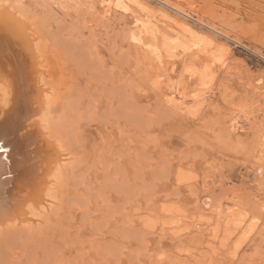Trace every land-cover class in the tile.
<instances>
[{"label":"rangeland","instance_id":"374dc122","mask_svg":"<svg viewBox=\"0 0 264 264\" xmlns=\"http://www.w3.org/2000/svg\"><path fill=\"white\" fill-rule=\"evenodd\" d=\"M64 1L0 0L42 52L58 104L47 139L71 163L52 210L0 235V264H264V0L184 1L193 30L175 44L213 60L164 50L160 34L178 59L162 75L137 60L134 18ZM139 2L142 21L174 13ZM178 94L187 108L167 103ZM220 205L236 216L210 221Z\"/></svg>","mask_w":264,"mask_h":264},{"label":"bare ground","instance_id":"6f19581e","mask_svg":"<svg viewBox=\"0 0 264 264\" xmlns=\"http://www.w3.org/2000/svg\"><path fill=\"white\" fill-rule=\"evenodd\" d=\"M158 1L174 13L162 10L165 12L162 13V19L157 20L158 18H154L150 20L152 15L148 20L146 18V21H142L138 14L141 11L145 13V10L142 8L139 0H98V2L96 1V7L101 10L100 15L103 14L106 17L120 13L135 19L137 31L131 34V39L132 45L136 49L137 60L139 63L144 64V66L151 65L152 68H158L159 70L156 71L158 75H162V73L168 71H163V69L169 67V70H171L172 67L175 70L177 67L178 59L165 60L166 58H170H165L163 55L162 49L165 48L164 50H166L167 47L169 48L171 40L177 50L183 49L181 54L185 55L189 60L192 61L199 58L201 63L212 61L211 53L213 52L210 53L209 48H202L198 44L189 47V44L184 40V42L181 41L175 44L176 41L184 39V36L179 35L182 33L181 30L184 28H187L184 31L193 30L188 19L185 20L182 18L189 17L187 10L183 6L186 0ZM45 2L51 3L50 5H59L57 0H45ZM1 6L0 34L3 36H0V146L8 149L6 161L4 159L5 154L0 153V235H3V231L6 228L17 227L23 224L26 225L31 216V218L38 216L40 210L48 211V208L52 210L61 198L62 189L66 188L64 184H66L65 182L69 172L68 168L71 166V163L69 162V166L67 161L69 153H65L66 150L60 143L61 140L60 142H56V139V143H51L47 139V134H50L51 125L56 119L58 104L51 92L52 90L50 91V88L47 87L48 84L44 80V74H42L45 68L41 62L42 52L39 46L33 43V47L32 41L21 35V27H19L16 18H14L18 16L22 19L26 16L21 13L22 9L20 7L10 5L5 9L6 6L4 8L3 5ZM146 14L149 13L147 12ZM132 24L135 25L134 23ZM160 34L163 36V39H159L163 40V44L166 45V47L162 46L164 48H161V43L159 44L161 41H157ZM178 43L186 44L188 48H185L186 45H183L184 48L178 49V45L181 46ZM173 47L171 46V48ZM33 48L37 54L34 53ZM176 49L173 51L176 52ZM177 53L179 54V51ZM166 54L170 56L168 52ZM173 54V57L177 55L175 53ZM181 54L179 55L180 57ZM213 62L210 64L212 65ZM154 68L151 70H155ZM145 69L146 71L149 70L147 67ZM160 71L162 72L160 73ZM198 74H201V72ZM195 76L192 78H195ZM204 80L206 81V79ZM202 84L204 86L205 82H202ZM178 95L177 97L169 99L167 103H170L172 106L177 101L180 108H187L188 99L186 96L183 94ZM196 99L194 98L193 100ZM43 112L46 114L47 132L42 131L39 125L38 117ZM34 113L37 114L35 117L33 116ZM31 118L36 119L35 126L29 123ZM230 127L232 129L231 134H235L240 130L236 121ZM231 137L233 136L229 135L230 139ZM237 140V142H240L239 139ZM259 171L262 172L261 167ZM55 201L56 203H54ZM52 204L54 206L49 207ZM196 206L197 212L201 214L200 218H205L207 214L201 209L198 203ZM232 211L231 208H223L220 205L216 208V211L212 212L211 210L209 213L211 215L209 216L210 221L214 219L220 221L222 215L230 220L231 217L236 216L235 211ZM215 220L214 222H216ZM258 220L255 222L257 226L259 225ZM208 230H210L209 226ZM211 231L215 233L214 229Z\"/></svg>","mask_w":264,"mask_h":264},{"label":"snow or ice","instance_id":"6c2138e0","mask_svg":"<svg viewBox=\"0 0 264 264\" xmlns=\"http://www.w3.org/2000/svg\"><path fill=\"white\" fill-rule=\"evenodd\" d=\"M260 82H261L262 85H264V76L261 77V81ZM36 115H37L36 113L33 114L34 117ZM38 119H39V125H40L41 130L44 131V132H47L48 128H47V124H46V114H45V112L39 114ZM29 123L35 126L36 125V119L31 118L29 120ZM7 152H8V149H6L3 146H0V153H4L5 154V157H4L5 161L7 160Z\"/></svg>","mask_w":264,"mask_h":264}]
</instances>
